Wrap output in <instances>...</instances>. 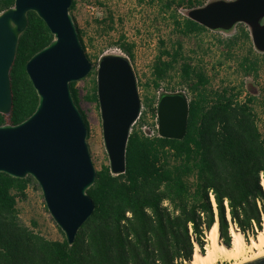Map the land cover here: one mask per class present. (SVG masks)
<instances>
[{
	"label": "trees",
	"instance_id": "1",
	"mask_svg": "<svg viewBox=\"0 0 264 264\" xmlns=\"http://www.w3.org/2000/svg\"><path fill=\"white\" fill-rule=\"evenodd\" d=\"M150 1L172 11L171 20L181 34L207 31L187 16L179 20L176 13L179 7L202 6L203 0ZM13 4L14 0H0V12ZM76 4L72 0L70 13L85 52L72 14ZM27 17L10 69L12 106L8 114L0 113V125L20 123L38 103L25 64L53 36L35 12L29 11ZM160 44L164 46L163 41ZM117 46L132 57L131 44L121 41ZM183 60L180 45L171 51L163 48L154 61L151 83L158 89L179 64V79L193 94L184 138L149 139L132 130L125 172L113 175L109 165L96 170L95 181L86 190L94 210L72 244L64 236H44L34 221L31 226L23 223L16 204L35 180L0 172V264H191L196 246L204 252L206 234L216 222L220 242L227 247L231 227L246 241L257 236L264 223V136L257 125L254 97L240 100L236 87L207 89L203 69ZM255 66L256 61L247 57L241 63L245 71H255ZM95 67L83 98L98 108ZM75 85L71 82L70 89L79 107ZM155 97L145 96L143 101L153 102Z\"/></svg>",
	"mask_w": 264,
	"mask_h": 264
},
{
	"label": "water",
	"instance_id": "2",
	"mask_svg": "<svg viewBox=\"0 0 264 264\" xmlns=\"http://www.w3.org/2000/svg\"><path fill=\"white\" fill-rule=\"evenodd\" d=\"M72 0H14L0 12V113L12 106L10 69L20 34L35 12L53 38L25 64L38 97L35 110L18 124L0 125V172L31 176L45 206L68 244L91 216L94 202L86 193L96 177L86 141L87 125L70 89L93 69L70 13ZM187 17L213 31L237 23L250 30L252 44L264 53V0H213L191 8ZM96 94L110 173L125 172L130 129L140 110L136 74L129 59L102 55L96 68ZM189 101L180 91L162 92L156 113L160 137L181 140L187 127ZM242 264H264V256Z\"/></svg>",
	"mask_w": 264,
	"mask_h": 264
},
{
	"label": "rangeland",
	"instance_id": "3",
	"mask_svg": "<svg viewBox=\"0 0 264 264\" xmlns=\"http://www.w3.org/2000/svg\"><path fill=\"white\" fill-rule=\"evenodd\" d=\"M210 1L213 0L202 2L205 5ZM89 2L90 0H76L72 14L81 31L87 58L94 66L97 67L99 58L104 54L123 55L129 59L134 69L142 99L145 96H157L158 92L174 90H184L190 98L193 96L192 92L179 79V64L170 72L171 78L162 82L158 89L151 83L153 64L160 51L163 48L171 51L180 45L183 61H188L205 72L209 81L207 89L236 87L241 91L240 100L249 95L254 97L257 125L264 136V54L255 50L249 27L245 23H237L229 31L207 29L184 35L173 24L170 17L172 11L162 10L156 1L96 0L92 14L87 7ZM187 12L185 7L177 8L178 19L187 16ZM109 16L112 20H109ZM121 41L133 46L132 57L125 52H114L113 48ZM160 41L164 42V46H161ZM245 57L256 61L255 71H245L241 67ZM91 78L93 75L77 81L75 87L80 97L79 109L84 112L88 122L86 141L91 160L95 170H99L102 165H108V157L102 138L99 108L96 103L83 98ZM16 208L21 221L27 226H31L34 221L36 230L44 236L51 239H61L64 236L49 214L41 189L35 181L30 182L26 197L17 201ZM251 238L253 237L249 236L245 241L249 242ZM198 251L200 252L199 247ZM217 264L234 263L220 259Z\"/></svg>",
	"mask_w": 264,
	"mask_h": 264
},
{
	"label": "bare ground",
	"instance_id": "4",
	"mask_svg": "<svg viewBox=\"0 0 264 264\" xmlns=\"http://www.w3.org/2000/svg\"><path fill=\"white\" fill-rule=\"evenodd\" d=\"M230 234L231 245L227 247L218 240L219 232L216 222L206 234L204 252H199L196 246L191 264H217L220 259L242 264L264 256V223L262 230L249 242H246L244 236L234 229L230 231Z\"/></svg>",
	"mask_w": 264,
	"mask_h": 264
},
{
	"label": "built area",
	"instance_id": "5",
	"mask_svg": "<svg viewBox=\"0 0 264 264\" xmlns=\"http://www.w3.org/2000/svg\"><path fill=\"white\" fill-rule=\"evenodd\" d=\"M95 3H96V0H90L87 6L88 9L90 8L91 14H92V11L95 9V6H96ZM113 50L114 52L123 54V51L118 46H115ZM174 91L183 92L187 96L184 90H174ZM160 94H161L160 92L157 93V96L155 97V100L153 102H145L140 97L141 99L140 110H139L136 120L133 122L131 126L130 133L132 130H134L138 134L142 135L143 137L149 138V139H155V138L160 137L159 132H158V121H157V113H156L157 101H158V97ZM188 101H189V98H188Z\"/></svg>",
	"mask_w": 264,
	"mask_h": 264
}]
</instances>
